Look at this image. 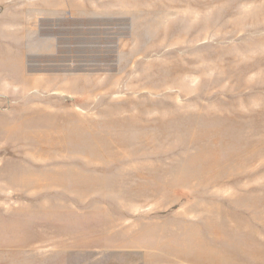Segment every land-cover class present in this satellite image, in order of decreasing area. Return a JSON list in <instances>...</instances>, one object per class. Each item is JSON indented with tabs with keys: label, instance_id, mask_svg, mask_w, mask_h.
<instances>
[{
	"label": "rangeland",
	"instance_id": "1",
	"mask_svg": "<svg viewBox=\"0 0 264 264\" xmlns=\"http://www.w3.org/2000/svg\"><path fill=\"white\" fill-rule=\"evenodd\" d=\"M74 1L82 72L0 99V264H264V0Z\"/></svg>",
	"mask_w": 264,
	"mask_h": 264
},
{
	"label": "crops",
	"instance_id": "2",
	"mask_svg": "<svg viewBox=\"0 0 264 264\" xmlns=\"http://www.w3.org/2000/svg\"><path fill=\"white\" fill-rule=\"evenodd\" d=\"M67 18H84L74 0H0V99L50 91L57 77L65 84L67 75L82 72L80 61L67 56L78 51ZM51 59H58V70H50Z\"/></svg>",
	"mask_w": 264,
	"mask_h": 264
}]
</instances>
